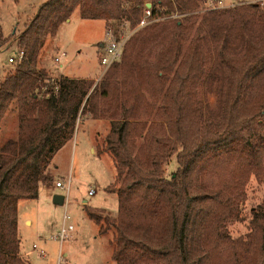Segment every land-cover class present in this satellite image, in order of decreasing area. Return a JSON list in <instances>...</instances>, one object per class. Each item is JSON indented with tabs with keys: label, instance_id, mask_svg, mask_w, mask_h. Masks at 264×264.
<instances>
[{
	"label": "trees",
	"instance_id": "1",
	"mask_svg": "<svg viewBox=\"0 0 264 264\" xmlns=\"http://www.w3.org/2000/svg\"><path fill=\"white\" fill-rule=\"evenodd\" d=\"M209 1L39 6L15 38L23 58L0 76V136L9 116L17 120L16 137L0 144V264H28L19 255L18 201L37 199L40 184L52 182L49 165L86 116L111 121L106 149L116 165L117 214L87 212L114 228V264H264V195L245 235L227 229L245 220L240 187L251 175L264 184V8L229 0L230 6L207 9ZM147 2L151 18L160 19L136 28L120 61L95 84L65 76L51 81L38 68L46 39L78 6L83 19H102L108 28L125 19L135 28ZM0 41H8L1 32ZM200 84L217 98L213 124L198 108ZM172 158L176 168L166 173ZM211 175L225 182L210 187L204 180Z\"/></svg>",
	"mask_w": 264,
	"mask_h": 264
},
{
	"label": "rangeland",
	"instance_id": "2",
	"mask_svg": "<svg viewBox=\"0 0 264 264\" xmlns=\"http://www.w3.org/2000/svg\"><path fill=\"white\" fill-rule=\"evenodd\" d=\"M45 1L0 0V32L2 38H8L4 44L0 41V76L3 69L12 66L7 62V58L17 52L15 38ZM225 1L231 3L229 0ZM247 1L257 4L254 0ZM147 3L140 10V19L145 5L149 7ZM159 19H153L150 16L147 23ZM112 25H118L116 27L119 28L118 33L113 31ZM108 27L102 19L81 18L78 6L70 19L59 26L56 35L46 39L39 55L38 67H45L51 73V81H55L61 76H86L88 78L83 79H92L95 84L109 68V66L104 67L101 64V45L107 41V33L119 37L123 33H130V31L132 34L136 28H139L138 24L132 28L125 19L111 23L110 28ZM13 33H15L14 36ZM61 51L66 54L60 56ZM205 55L207 60L211 58L208 53ZM56 56H60L59 63L54 61ZM196 98L198 108L206 120L211 124L217 122L219 116L215 115L217 112L215 94L200 84L196 89ZM110 128V119L81 117L76 125L73 138L59 149L47 169L53 176L52 182L40 184L41 196L39 198L19 200V255L28 264H57L58 259L60 264H114L109 258L111 256L109 240L114 228L107 223V226L110 227L109 232L101 233L99 225L87 212V208L106 209L108 212L105 210L104 213L109 216H115L117 212V193L111 188L114 186L116 178V165L109 155L93 154L89 149L90 144L93 143L94 132H100V137L96 136L98 141L107 136ZM16 135L17 120L14 116H9L3 124L0 144L7 138H15ZM189 136L192 137V140L195 139L194 128H191ZM105 142H102L103 147H106ZM139 143V141L136 142V146H139ZM142 158L144 159V157ZM174 161L172 158L171 164H166V173L175 170ZM250 178V181L240 187V190L245 193L244 207L241 213L245 220L234 222L227 228L233 237L245 235L249 231L250 211L253 210L255 204L262 200L264 195V184L261 181H256L252 175ZM56 179L63 182V188L56 186L55 183L59 181ZM202 180L204 179L201 177L199 183ZM225 180H228V176H225ZM221 182H225L224 178L221 179L216 175H211L204 180L205 184L214 188L221 186ZM109 185L112 186L109 187ZM91 189L95 192L94 195L87 194ZM49 190H53L50 195L43 194ZM55 193L65 197L62 204L53 202ZM83 199L86 200V203L83 202ZM65 215L67 218H64ZM68 224H72L74 227L70 236L61 241L52 238L62 225L67 226ZM64 251L67 252V257L62 255Z\"/></svg>",
	"mask_w": 264,
	"mask_h": 264
},
{
	"label": "built area",
	"instance_id": "3",
	"mask_svg": "<svg viewBox=\"0 0 264 264\" xmlns=\"http://www.w3.org/2000/svg\"><path fill=\"white\" fill-rule=\"evenodd\" d=\"M254 1L257 2L262 8H264V0H254ZM232 4L233 3H225L224 0H210L207 4V7H209V8H222L225 6H230ZM150 15H151L150 6L147 7L145 5L144 10H143V15L138 22V27L143 26L144 24L146 25V23L148 22L147 19H149ZM130 35H131V31L128 34L123 33L119 37H115L116 35L113 36V35H111V34L109 35V33H107V36H108L107 41L101 45V49H102L101 64L104 67H108L111 63L118 61L120 59V54L122 52L123 45ZM65 54L66 53L64 51H61L60 56H64ZM23 56H24V51L19 50L15 54L8 57V63H10V64L19 63L21 61V59L23 58ZM60 56H56L54 58V61L59 63ZM56 88H57V86H56ZM55 184L57 187H61V188L64 187V185L62 184L61 181H57ZM93 193H94V191L92 189L88 191L89 195H91ZM64 218H67V216L65 215ZM73 228L74 227L72 224H68L67 226L62 225L61 229L56 234H54L52 236V238L61 241V240L65 239L67 236L71 235V231L73 230ZM57 264H60L59 259H58Z\"/></svg>",
	"mask_w": 264,
	"mask_h": 264
},
{
	"label": "crops",
	"instance_id": "4",
	"mask_svg": "<svg viewBox=\"0 0 264 264\" xmlns=\"http://www.w3.org/2000/svg\"><path fill=\"white\" fill-rule=\"evenodd\" d=\"M101 45V44H100ZM9 57V56H8ZM38 68H45V67H38ZM46 69V68H45ZM49 72V71H48ZM49 75L50 76H52L51 75V73H49ZM66 77H69V76H66ZM70 78H88V77H86V76H78V77H70ZM78 131V130H77ZM95 134H93V143H91L90 144V146H89V149H90V153H93V154H98V155H102V154H107V155H109L111 158H112V160H113V163L115 164V160H114V157H113V155L110 153V151L109 150H107L106 149V147L104 148L103 147V145H102V142H105L106 140H105V138H106V136L105 137H103V139H101V140H98L97 141V139H96V136L97 137H100V132L99 131H96V132H94ZM74 134H75V132H74ZM100 142H101V145H100ZM106 143V142H105ZM98 144V145H97ZM65 145V144H64ZM63 145V146H64ZM100 145V146H99ZM62 146V147H63ZM99 146V147H98ZM56 180H59V181H61L60 179H56ZM55 182V181H54ZM62 182V181H61ZM114 182H115V180H114ZM62 184H63V182H62ZM114 184V183H113ZM112 184V185H113ZM112 185H109V187L110 186H112ZM58 188H61V187H58ZM107 189H108V187H107ZM112 190V189H111ZM115 190V189H114ZM52 191L53 190H49L48 192H43V194H45V193H47V194H51L52 193ZM89 191V190H88ZM95 193V192H94ZM94 193L93 194H91V195H94ZM115 193H117V191L115 190ZM114 193V194H115ZM46 194V195H47ZM87 194H88V192H87ZM89 195V194H88ZM41 196V193H40V187H39V192H38V198ZM83 202H85L86 203V200L85 199H83ZM18 203H19V201H18ZM92 209H102V210H106V209H103V208H92ZM107 211V210H106ZM108 212V211H107ZM110 213V212H109ZM117 213V212H116ZM116 213H115V216H116ZM110 215H111V213H110ZM115 216H112L111 215V217H115ZM18 220H19V213H18ZM97 222V221H96ZM97 224L99 225V231L101 232V233H106V232H109V228L110 227H108V226H105V224L103 223V221L102 222H100V223H98L97 222ZM111 226V225H110ZM105 228L104 230H101L100 228ZM112 227V226H111ZM114 233V232H113ZM113 233H112V236H113ZM112 236H111V239L109 240V246H110V250H111V253H110V255L112 256V251H113V244H112ZM62 255H65L66 257H67V252L66 251H64L63 253H62ZM111 256L109 257L110 259H111Z\"/></svg>",
	"mask_w": 264,
	"mask_h": 264
},
{
	"label": "water",
	"instance_id": "5",
	"mask_svg": "<svg viewBox=\"0 0 264 264\" xmlns=\"http://www.w3.org/2000/svg\"><path fill=\"white\" fill-rule=\"evenodd\" d=\"M147 5L150 6V3L148 2ZM64 198L65 197L62 194L55 193L53 195V202L56 204H62L64 202Z\"/></svg>",
	"mask_w": 264,
	"mask_h": 264
}]
</instances>
